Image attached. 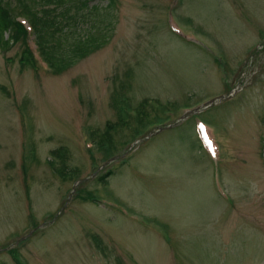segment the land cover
<instances>
[{"label": "rangeland", "instance_id": "rangeland-1", "mask_svg": "<svg viewBox=\"0 0 264 264\" xmlns=\"http://www.w3.org/2000/svg\"><path fill=\"white\" fill-rule=\"evenodd\" d=\"M108 3L109 41L63 72L0 48V264H264V0Z\"/></svg>", "mask_w": 264, "mask_h": 264}, {"label": "trees", "instance_id": "trees-1", "mask_svg": "<svg viewBox=\"0 0 264 264\" xmlns=\"http://www.w3.org/2000/svg\"><path fill=\"white\" fill-rule=\"evenodd\" d=\"M18 1L20 5L11 7L8 2L0 0V48L6 51L11 45L20 43L23 46L20 57L23 64L37 67V58L28 42L30 36H33L40 55L57 73L101 49L109 41L104 20L91 18L100 10L98 5L91 4L92 0ZM115 4V0H109L108 7L113 8ZM19 14L28 17L32 31L17 19ZM84 23L91 24V28L82 29ZM109 140L100 138L97 143L105 146ZM54 153L60 163L49 160L51 167L62 177L72 176L77 169L68 167L64 150L60 148ZM101 180L105 181V177Z\"/></svg>", "mask_w": 264, "mask_h": 264}, {"label": "water", "instance_id": "water-1", "mask_svg": "<svg viewBox=\"0 0 264 264\" xmlns=\"http://www.w3.org/2000/svg\"><path fill=\"white\" fill-rule=\"evenodd\" d=\"M221 98V97H220ZM170 126H172V125H170ZM170 126H168V127H170ZM160 129H162L161 127H160ZM120 156H115V157H112V158H110L108 161H107V163L106 164H104L103 165V167H105L108 163H110V162H112L113 160H115V159H117V158H119ZM82 182V180H79L78 182H77V184H79V183H81ZM75 189V188H74Z\"/></svg>", "mask_w": 264, "mask_h": 264}, {"label": "bare ground", "instance_id": "bare-ground-1", "mask_svg": "<svg viewBox=\"0 0 264 264\" xmlns=\"http://www.w3.org/2000/svg\"><path fill=\"white\" fill-rule=\"evenodd\" d=\"M97 5V4H96ZM98 7H100L99 5H98ZM106 7L109 9V10H114V8H111V7H108V4L106 5ZM64 150V152H65V149H63ZM65 154H66V152H65ZM104 169V167H103V164L102 165H100L97 169H96V171H101V170H103Z\"/></svg>", "mask_w": 264, "mask_h": 264}]
</instances>
